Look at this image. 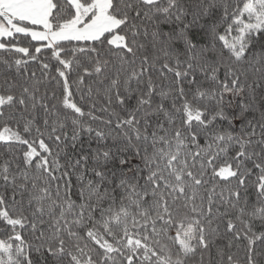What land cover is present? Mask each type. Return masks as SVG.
Returning <instances> with one entry per match:
<instances>
[{
    "label": "snow or ice",
    "instance_id": "snow-or-ice-1",
    "mask_svg": "<svg viewBox=\"0 0 264 264\" xmlns=\"http://www.w3.org/2000/svg\"><path fill=\"white\" fill-rule=\"evenodd\" d=\"M0 264H264V0H0Z\"/></svg>",
    "mask_w": 264,
    "mask_h": 264
},
{
    "label": "trees",
    "instance_id": "trees-1",
    "mask_svg": "<svg viewBox=\"0 0 264 264\" xmlns=\"http://www.w3.org/2000/svg\"><path fill=\"white\" fill-rule=\"evenodd\" d=\"M33 45L35 44V42H32ZM20 44L21 46H28V41L27 40H24V39H21L20 40ZM27 67L29 68V70H35L37 71V74L39 75L40 74V69H39V62H30Z\"/></svg>",
    "mask_w": 264,
    "mask_h": 264
}]
</instances>
